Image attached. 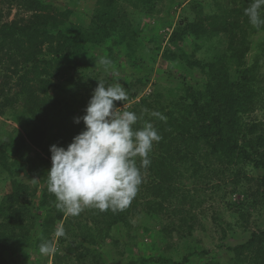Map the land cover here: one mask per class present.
I'll use <instances>...</instances> for the list:
<instances>
[{
  "label": "trees",
  "instance_id": "1",
  "mask_svg": "<svg viewBox=\"0 0 264 264\" xmlns=\"http://www.w3.org/2000/svg\"><path fill=\"white\" fill-rule=\"evenodd\" d=\"M64 1L59 4L46 0H0V73H4L0 78V116L25 111L20 125L27 131L26 142L21 140L17 145L9 137L1 144L0 167L13 174L17 167L22 171L28 166L47 183V171L41 170H50L52 166L50 147L67 148L85 130L83 121L77 124L75 118L86 114L92 86L96 83V88L98 80L105 77V70L98 63L101 57L120 67L116 59L125 55L128 71L124 72L121 85L126 88L128 99L115 104L121 107L119 111H131L137 116L144 109L162 113L165 120L144 114L133 126L140 129L145 120H150L162 139L149 154L150 165L141 168L143 181L135 198L122 210L87 207L77 216L67 215L56 208V198L47 186L40 188L36 181L32 186L13 182L11 192L0 202V264H22L17 256L31 245L30 241L34 239L36 244L32 245L38 249L42 239L50 240L61 223L65 235L73 237L66 247L70 251L82 249L81 264H108L92 247L96 243L94 232L99 236L110 234L122 224L135 227L138 237L144 239L138 222L132 223L141 208L151 220L166 214L178 220L179 224L164 227L167 237H171V229H176L183 239L192 238L196 225L194 210L202 198V188L195 189L194 195L186 191L180 196V191L190 181L202 184L208 173L218 174L221 180L232 176L236 186L246 181L247 205L255 210L264 205V121L252 116L256 109L264 108V38L256 40L258 34L264 33V26L253 27L244 14L251 0ZM82 1L88 2L90 13L83 14L84 20L79 23L71 4ZM167 3L166 12L186 5L181 7L174 25L167 26L168 20L163 21V28L169 30L157 32L152 49L158 50L157 41L166 35L168 44L163 60L180 62L189 74L178 77L177 84L165 86L160 74H171L161 66L160 78L147 92L145 84L150 82L152 70L143 76L136 69L144 67V55L150 50L139 42L138 34L143 16L159 12L158 7ZM8 7L17 12L12 20L5 21V13L8 16L11 12H6ZM101 48L106 55H95V50ZM201 49L204 53L200 56ZM194 69L198 78L193 77ZM118 78L106 77L101 81L108 85ZM26 143L44 152L47 158L39 156L40 164L30 167L19 152V148L29 147ZM246 166L259 167L262 174L250 177L245 173ZM236 191L233 188V193ZM38 193L41 197L37 201ZM34 207L46 211V216L34 213ZM241 217L245 220L249 214ZM37 223L40 231H33ZM144 233L151 230L145 229ZM66 241L67 236H62L59 244L64 246ZM193 246H175V251L182 253L180 261L163 254H137L126 264H190L192 258L206 255ZM227 252L226 264H264V229L253 231L247 241L229 247ZM55 256L58 258V252ZM55 264L60 262L55 260ZM204 264L221 263L210 259Z\"/></svg>",
  "mask_w": 264,
  "mask_h": 264
},
{
  "label": "rangeland",
  "instance_id": "2",
  "mask_svg": "<svg viewBox=\"0 0 264 264\" xmlns=\"http://www.w3.org/2000/svg\"><path fill=\"white\" fill-rule=\"evenodd\" d=\"M57 2L59 4H63L64 0H46ZM168 1V0H166ZM90 3V1H89ZM73 9L75 10V19L80 23L83 22L84 18L82 17L83 14H89L90 9L86 6L88 2H74L71 4ZM167 4L160 5L158 7L159 12L149 15L143 16L141 21L142 29L139 30V42L144 44V47L149 51V53L144 55L146 59V63H143L144 67H139L141 72L138 73L144 76V72H149L152 70V76L150 78V82L145 84L147 92L152 90L156 81L160 78L159 72L161 70V66H163V70L170 72L171 77L167 75H162V84L165 86H173L177 84L178 77L187 76L189 73L186 68L181 66V63H171L166 62L163 60V50L164 47L168 44L167 36H162L161 40L157 41V46L159 49H152L155 46V43L152 39L156 36L157 32L168 31L167 29L163 28V21H167V26L174 25L181 13V7H178L176 10H171L170 15L167 10ZM7 6V5H6ZM177 7V3L174 4ZM91 7V6H90ZM165 8V9H163ZM6 9V8H4ZM11 11L10 14L7 16L5 13V21L12 20L15 17L17 12L16 8L11 9L8 7L6 12L9 10ZM25 13V12H24ZM163 29H160V28ZM167 28V27H166ZM160 29V30H159ZM264 38V33H260L257 35L256 40L261 41ZM186 47V45H185ZM189 47V46H187ZM116 52L118 48L114 49ZM147 50V51H148ZM105 49H97L95 50V55H106ZM204 50L201 49L198 54L201 56L203 55ZM253 57V53L250 55V60ZM116 62L121 64L118 67L116 64L113 65L114 71L105 72L104 78H108L112 80L113 76L119 77L118 80L114 83L119 82L120 84L123 83V74L127 70V58L125 55H121L117 57ZM101 66V65H99ZM193 77H199L197 69L193 70ZM4 73H0V78H3ZM142 77V76H141ZM104 78H101L104 79ZM143 78V77H142ZM113 83V84H114ZM96 83L92 86L95 89ZM91 87V88H92ZM94 91V90H93ZM145 90L143 94H145ZM93 94V92H91ZM54 96L62 97V94L52 93ZM92 96L88 95L87 102L89 103V98L91 99ZM81 100V95L79 96ZM86 102L85 108H87L88 103ZM264 106V104L262 105ZM78 108L80 109L81 106L78 103ZM120 108L117 110L119 111ZM25 115V111L21 110L12 115L8 114L4 117L0 116V147L5 140L11 137L14 139L15 143L19 145L21 140H27V131L20 125L23 117ZM253 118H257L258 120L264 121V108L259 107V109L255 110V113L252 115ZM27 144V143H26ZM29 147H24L20 149V153L24 156V160H27L30 164V167L34 163L37 165L40 164L39 156L42 158H47L46 154L37 148H34L33 145L27 144ZM52 163V161H51ZM52 167V166H51ZM245 173L250 176L256 178L257 176L262 174L261 168L257 167H244ZM43 173L49 171V168L44 167L41 170ZM36 173H32L28 166L22 168V171L17 167L15 169V173H10L7 168L0 167V202L4 200V197L11 192V187L13 182H21L27 183L30 186L35 184V181L39 184L40 188H46L47 183L42 181V178ZM207 178L202 181V184H194L191 181L188 184L183 185V189L180 191V196L185 194L186 191L191 192L193 195L197 194L195 189L202 188V196L201 200H198V205L195 206L194 215L196 216V225H195V235L192 238L183 239L181 237V233L175 231L176 229H171V237H167L164 227L168 224H179L178 220L173 217L170 218L168 214L164 217H160L157 220L148 219L147 216L144 214L143 208L140 210V215L135 217L132 223L139 224L140 232L143 233L146 237L144 239H140L137 235V229L135 227H127L122 224L117 225L110 234L103 233L99 236L98 233L96 234V243L94 244L93 249H96L98 253L102 256L103 262H108V264H126L131 256L139 254L143 257H148L152 255H160L163 254L164 256H168L173 258L174 260L180 261L182 259V253L178 254L175 251V246L178 244L180 247L187 245L194 244V249L198 252H205L206 255L197 256L192 258V263L190 264H204L207 260H216L221 264L227 263L228 258V248L231 246H236L239 244H243L245 241L248 240L251 233L258 228L264 229V205L259 207L255 210L253 207L247 205V194L249 192V186L247 182H243L242 185L236 186L234 184V178L232 176H227L224 179H220L221 176L218 177V174H207ZM225 181V182H224ZM235 186H233V185ZM254 185V184H252ZM233 188L238 189L235 193H233ZM50 193V192H49ZM52 194V193H50ZM53 195V194H52ZM206 196V197H203ZM41 197V193L37 195V201ZM172 203H176L173 200ZM171 203V204H172ZM173 210V207L169 205ZM248 206V207H247ZM247 207V208H246ZM87 208V207H86ZM85 208V209H86ZM34 213L41 215V217L46 216V211H41L32 208ZM242 210V213H240ZM249 214V218H246L245 221L242 219V215ZM63 223L59 224L57 227L63 228ZM29 229L32 227V223L28 226ZM135 228V229H134ZM40 231L39 223L36 224L34 230ZM150 229L151 233L145 234L144 230ZM184 230H186V225H184ZM30 232H32L30 230ZM80 235V234H78ZM37 234H34L36 237ZM64 237L67 236V241L65 242L64 246L60 243L61 237H57L54 235L50 240L55 245V253L50 256H44L39 253V248L35 245L36 241L32 239L31 245H28V248L24 250V253L19 254L17 256V261L21 262L22 264H55V260L60 262V264H81V252L82 249L76 250H69L66 246L73 240L72 235L64 234ZM81 235L79 236V240L81 239ZM171 239V240H170ZM115 241H118V244H115ZM87 242V241H85ZM84 244V243H83ZM173 246L172 249H168V246ZM85 246V245H84ZM86 246H89L87 243ZM58 252V258L55 254ZM121 252L124 254L121 255ZM199 257V258H198ZM27 259V260H26ZM80 259V260H79ZM84 260V259H83Z\"/></svg>",
  "mask_w": 264,
  "mask_h": 264
},
{
  "label": "clouds",
  "instance_id": "3",
  "mask_svg": "<svg viewBox=\"0 0 264 264\" xmlns=\"http://www.w3.org/2000/svg\"><path fill=\"white\" fill-rule=\"evenodd\" d=\"M244 14L249 23L259 29L264 26V0H251ZM105 72L114 71L113 62L107 57L98 61ZM81 120L85 130L65 147H50L52 167L47 172L48 191L56 198V208L67 215L77 216L86 207L106 210H122L135 198L143 181L141 168H147L154 144L162 136L150 120L143 127L134 125L144 114L165 120L158 111L144 109L141 116L131 111H118L115 102H125L128 92L119 82L106 85L98 80ZM137 159L140 166H137ZM64 229H56L57 237ZM39 253L50 256L55 253L52 241L43 240Z\"/></svg>",
  "mask_w": 264,
  "mask_h": 264
}]
</instances>
